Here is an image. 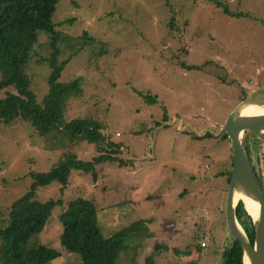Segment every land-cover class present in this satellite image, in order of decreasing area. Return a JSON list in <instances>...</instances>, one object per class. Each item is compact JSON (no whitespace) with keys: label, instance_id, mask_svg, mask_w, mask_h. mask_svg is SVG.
<instances>
[{"label":"rangeland","instance_id":"374dc122","mask_svg":"<svg viewBox=\"0 0 264 264\" xmlns=\"http://www.w3.org/2000/svg\"><path fill=\"white\" fill-rule=\"evenodd\" d=\"M213 1L57 4L54 24H64L58 27L60 61L70 58L59 79V115L64 122L100 123L109 139L122 144L120 159L129 164H102L96 181L72 171L63 193L56 182L39 190L40 201L63 203L40 234L61 254L48 264L85 262L59 240V217L76 198L93 201L105 237L151 220V236L127 239L115 264H146L149 257L153 264H223L232 237L226 204L233 165L223 127L239 104H264V0ZM35 51L49 57L44 33ZM37 60L26 73L42 103L50 66ZM149 95L157 100L149 102ZM244 137L264 184V142L250 132ZM97 154L95 143L63 129L41 135L19 118L0 123V219L28 191L31 173L50 171L62 156L90 161Z\"/></svg>","mask_w":264,"mask_h":264},{"label":"trees","instance_id":"16d2710c","mask_svg":"<svg viewBox=\"0 0 264 264\" xmlns=\"http://www.w3.org/2000/svg\"><path fill=\"white\" fill-rule=\"evenodd\" d=\"M59 1L0 0V92H3L0 96V123L19 118L32 123L41 135L63 129L71 138L79 137L95 143L98 154L90 161L79 160L74 155L62 156L50 171L31 173L32 184L28 191L15 200L7 216L0 219V264H48L61 256L60 252L43 243L40 234L51 218L53 208L63 203L60 199L40 201V189L56 182L61 185L60 192L63 193L72 171L89 174L96 181L99 176L97 167L102 164L119 163L120 167L129 164L120 159L122 144L109 139L102 132L100 123L91 118L64 122L59 115V98L64 92L59 79L70 60L60 61L58 44L63 35L58 27L64 24H54L53 21ZM225 12L229 14V11ZM68 22L71 20L65 24ZM41 33L47 36L51 49L47 58L35 56ZM36 58L37 64L50 66L49 90L42 103L37 101L30 88V76L26 73V66ZM156 100L155 96L149 95V102ZM168 119L166 116L164 121ZM230 179L231 171L229 184ZM237 219L253 243V222L242 203L237 209ZM59 220L63 227L59 238L61 246L68 253L84 257L83 264H115L127 239L143 235L142 227L145 225V220H139L105 237L99 229L96 207L86 198L68 202ZM146 236L151 234L147 232ZM222 257L223 264H244L241 243L233 236Z\"/></svg>","mask_w":264,"mask_h":264},{"label":"water","instance_id":"95a60500","mask_svg":"<svg viewBox=\"0 0 264 264\" xmlns=\"http://www.w3.org/2000/svg\"><path fill=\"white\" fill-rule=\"evenodd\" d=\"M254 105V112L245 108ZM223 131L228 135L233 149V165L226 204V222L232 236L241 243L243 261L249 264H264V190L254 173L244 145L247 132L264 142V104L243 102L230 114ZM257 205V214L253 207ZM242 203L253 222L254 241L237 219V209Z\"/></svg>","mask_w":264,"mask_h":264},{"label":"crops","instance_id":"0c3cea01","mask_svg":"<svg viewBox=\"0 0 264 264\" xmlns=\"http://www.w3.org/2000/svg\"><path fill=\"white\" fill-rule=\"evenodd\" d=\"M221 204V203H218V205ZM146 225V226H145ZM145 225L142 227V233H143V236H146L147 232H149L150 234L152 233L153 231V224L151 223V220L150 219H146L145 220ZM148 229V230H147ZM175 230V229H174ZM138 254L137 253V259H138ZM151 257L147 258L146 259V264H153L151 261H150ZM140 262V261H138ZM141 264V263H140Z\"/></svg>","mask_w":264,"mask_h":264},{"label":"flooded vegetation","instance_id":"af4514ba","mask_svg":"<svg viewBox=\"0 0 264 264\" xmlns=\"http://www.w3.org/2000/svg\"><path fill=\"white\" fill-rule=\"evenodd\" d=\"M245 141H246V137H244V145H245V148H246V150H247V153H248V155H249L250 161H251V163H252L254 173L256 174L257 179H258L260 185L262 186V188H263V190H264V184H263L261 178L259 177L258 172L256 171V168H255V165H254V161H253V157L251 156L250 151H249V148L246 146Z\"/></svg>","mask_w":264,"mask_h":264},{"label":"bare ground","instance_id":"6f19581e","mask_svg":"<svg viewBox=\"0 0 264 264\" xmlns=\"http://www.w3.org/2000/svg\"><path fill=\"white\" fill-rule=\"evenodd\" d=\"M254 109H255L254 105H250L248 108H245L244 112L251 113V112H254ZM249 205L253 207V209L255 210L257 214V205L255 203H250V202H249ZM246 264H249V263L246 261Z\"/></svg>","mask_w":264,"mask_h":264},{"label":"built area","instance_id":"2783aa9c","mask_svg":"<svg viewBox=\"0 0 264 264\" xmlns=\"http://www.w3.org/2000/svg\"><path fill=\"white\" fill-rule=\"evenodd\" d=\"M200 244H201V246H205V245H206V242H205L204 240H202V241L200 242Z\"/></svg>","mask_w":264,"mask_h":264}]
</instances>
